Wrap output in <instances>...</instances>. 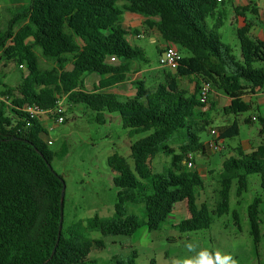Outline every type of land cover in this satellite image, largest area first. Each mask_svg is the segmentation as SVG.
Returning a JSON list of instances; mask_svg holds the SVG:
<instances>
[{
    "label": "trees",
    "instance_id": "obj_1",
    "mask_svg": "<svg viewBox=\"0 0 264 264\" xmlns=\"http://www.w3.org/2000/svg\"><path fill=\"white\" fill-rule=\"evenodd\" d=\"M220 1L29 0L12 17L0 36V49L10 42L5 59L25 67L28 74L16 89L3 91L9 106L0 101V264H94L88 259L90 252L105 248L101 239L86 240L72 231L63 232L60 194L64 182L51 168L52 153L42 138L43 124L22 112L25 106L52 111L63 97L94 112L98 124H105V115L116 112L129 137L141 136L129 146L132 166L116 153L108 158V167L115 173L112 183L118 189L116 203L112 216L91 220L94 228L102 234L123 236L141 226L160 231L168 225L175 205L184 202L188 218L168 226L180 233L206 230L214 218L228 213L233 182L240 197L247 188V177L259 174L261 195L247 208L250 235L254 245L259 244L264 118L258 120L260 142L255 149L245 153L238 148L224 157L214 208L197 204L204 180L186 164L189 155L193 163L195 156L205 155L199 133L212 130L199 99L202 85L210 89L209 108L213 106L211 93H221L230 100L222 112L233 117L249 110L244 95L264 92V42L251 40L249 25L237 29V58L221 40L225 16L218 10ZM126 12L143 17L147 28H154L163 41L188 55L180 57L175 73L162 68L161 81L152 86L133 81L134 95L122 98L109 90L126 81L134 63H147L143 50L127 40L138 31L122 27ZM215 17L216 23L210 26L208 18ZM29 39L53 62L51 70L41 68L39 57L26 45ZM92 74L98 83L89 92L84 81ZM190 77L195 78L192 92L179 85L180 79ZM215 130L218 142L239 134L236 120ZM173 138L180 140L178 151L168 144ZM158 155L168 157L169 162L161 172H154L152 160ZM139 206L144 218L129 212L130 207ZM135 258L132 252L126 262L117 264H135ZM149 264H155L154 260Z\"/></svg>",
    "mask_w": 264,
    "mask_h": 264
},
{
    "label": "rangeland",
    "instance_id": "obj_2",
    "mask_svg": "<svg viewBox=\"0 0 264 264\" xmlns=\"http://www.w3.org/2000/svg\"><path fill=\"white\" fill-rule=\"evenodd\" d=\"M28 3L29 0H0V36L7 31L12 17ZM258 3L264 6V0H259ZM222 8H228L226 1L219 4L218 10ZM216 17L208 18L207 22L210 26L216 23ZM219 33L222 42L228 44L233 49V54L239 58V44L233 28L226 22ZM131 37L127 40L132 46L143 50L147 61V63H134L132 76H135L138 68L149 69L150 72L139 77L145 80L147 86H152L162 75V68L158 63L159 44L151 43L146 36L139 39L135 38L136 35ZM26 45L35 51L43 70L53 68V62L41 55L31 39L27 40ZM9 46L10 42H7L0 49V101L7 106L10 100L2 96L3 91L6 87L16 89L28 74L25 67H18L5 59ZM178 54L180 57L188 55L184 50H179ZM219 100L223 102L224 98L221 96ZM58 105L62 109L61 116L64 120L62 124L55 122L56 116L53 114H43L37 119L44 123L45 134L42 138L47 149L52 153L51 168L64 182L63 232L68 235L72 231L86 240L101 239L105 244L104 249H93L90 252L88 257L90 261L94 264H117L118 261L126 262L130 254L135 252V264H149L151 260H154L155 264H175L180 258L194 255L184 248V243L191 241L198 245V250L219 249L231 254L238 260V264H264V202L258 208L263 224L260 225V241L257 246L254 245L250 235L247 218L248 206L254 198L261 195L259 174H251L247 177V188L240 197L236 196V183L233 182L229 192L228 213L220 218H214L210 228L206 230L180 233L168 226L188 218L184 202L177 203L168 225L160 231H148L145 226H141L132 235L123 236L102 234L99 229L94 228L91 220L94 217L104 219L112 216L116 203L118 189L112 183L115 173L108 167V158L116 153L123 156L132 166L129 146L141 136L129 137L128 130L122 128L119 114L116 112L106 114L105 124L102 125L96 122L95 113L85 106L69 103L65 97L59 100ZM202 111L211 120V127L221 123L223 118L221 111L213 113L208 110V106ZM241 115L245 118L251 115V111ZM237 123L239 126L237 137L220 143L222 147L219 151L213 152L207 149L204 156L194 157L193 164L204 177V187L197 193V204L206 203L209 209L214 208L218 199V175L221 171V163L230 148L244 140L251 142L258 140L257 122L245 125L238 118ZM199 138L204 143L211 140L208 128L199 133ZM47 141L51 142L50 145ZM168 144L178 151L180 140L173 138ZM168 162V157L158 155L152 160L153 171L161 172L162 167ZM129 212L144 218L142 206L130 207Z\"/></svg>",
    "mask_w": 264,
    "mask_h": 264
},
{
    "label": "crops",
    "instance_id": "obj_3",
    "mask_svg": "<svg viewBox=\"0 0 264 264\" xmlns=\"http://www.w3.org/2000/svg\"><path fill=\"white\" fill-rule=\"evenodd\" d=\"M226 1L228 8H222L220 10V13L225 16V22L224 24H228L231 28H233L234 32H236L237 29L243 28L245 25H249V37L251 40L256 41H263L264 42V6H260L258 3L259 0H221V3H224ZM254 7L256 8V13L253 12ZM145 19L139 15L131 14V13H124L122 17V27L124 29H131V30H137L139 33L136 35L135 38H142L146 36L151 43H157L159 44L158 49V55L160 52H162L163 48L169 45V43H166L163 41L158 34V32L154 28H147L144 25ZM224 26V25H223ZM135 36V35H134ZM131 37V36H129ZM133 37V36H132ZM131 37V38H132ZM71 66L67 67V70H70ZM150 72L149 69L146 68H138L135 76L133 77V71L127 75L126 81L118 86L113 87L109 90V92L119 95L120 97H131L134 95V87L132 86L133 81L137 80H145L142 77L144 73ZM154 77V76H153ZM161 79V77H159ZM159 79V81H160ZM195 78H182L179 80V85L183 89H187L189 92H192L195 86ZM98 83V77L96 75H88L85 77V89L86 91H93L94 87ZM146 83V82H145ZM224 98L223 102H220V97ZM211 98L213 102V106L209 108L208 104V110L213 113H218L221 111V115L223 116L220 124H215V128L211 127V129H216L217 127L221 126H228L230 125L234 120L239 121L242 120V123H244V120L249 118L251 120V123H258V120L261 118H264V92H256L254 94H246L243 96V101L249 106V110L246 112L248 113L251 111V115L243 118V115H239L237 117L233 116H227L223 114V108L229 105V98L221 93H211ZM245 114V113H244ZM254 119V120H253ZM216 121V120H215ZM219 121V120H217ZM40 122V120H39ZM41 124L43 122H40ZM217 125V126H216ZM247 125V124H245ZM44 126V123H43ZM259 131V128H258ZM211 140L213 137H211ZM223 141H220L219 143H222ZM260 142V138L258 137V140L255 142H251L250 140H244L240 142L237 146H234L230 148V151L228 152V155H233L236 149H240L245 153H248L255 149ZM207 142L205 143V145ZM206 147V146H205ZM222 147V146H221ZM228 148V147H227ZM207 150V148H206ZM196 167V165H194ZM197 170V167L196 169ZM200 177L204 180L203 175L201 174L200 170H197ZM183 204V203H181ZM177 205V204H176ZM175 205V206H176ZM175 208V207H174ZM174 211V210H173Z\"/></svg>",
    "mask_w": 264,
    "mask_h": 264
},
{
    "label": "built area",
    "instance_id": "obj_4",
    "mask_svg": "<svg viewBox=\"0 0 264 264\" xmlns=\"http://www.w3.org/2000/svg\"><path fill=\"white\" fill-rule=\"evenodd\" d=\"M179 59L180 56L178 54L177 48L174 45L169 44L163 48L161 54L159 55L158 63L161 68L175 69ZM111 60L114 61V59ZM209 91L210 89L208 85L204 84L201 86L199 99L200 102L204 105L203 110H206V107L208 106L207 102H208ZM22 112L25 115H27L30 119L37 118L38 116L43 114H53L56 116L55 122L57 124H62L64 121L63 117L61 116L62 109L59 105H57L56 108L53 109L52 111H43L37 106H25L23 107ZM210 135L211 137H213V139L207 142V144L205 145L206 148L213 152L219 151L221 149V146L219 145L220 143L217 141L218 138L217 131L215 129H212L210 131ZM50 143H51L50 141H47L48 145H50ZM188 159H189L188 162H186L187 167L189 169H193L194 164L192 162L191 155L188 156Z\"/></svg>",
    "mask_w": 264,
    "mask_h": 264
},
{
    "label": "clouds",
    "instance_id": "obj_5",
    "mask_svg": "<svg viewBox=\"0 0 264 264\" xmlns=\"http://www.w3.org/2000/svg\"><path fill=\"white\" fill-rule=\"evenodd\" d=\"M184 248L194 255L180 258L175 261V264H238V260L231 254L224 253L219 249L215 251L206 248L198 250V245L191 241H186Z\"/></svg>",
    "mask_w": 264,
    "mask_h": 264
},
{
    "label": "water",
    "instance_id": "obj_6",
    "mask_svg": "<svg viewBox=\"0 0 264 264\" xmlns=\"http://www.w3.org/2000/svg\"><path fill=\"white\" fill-rule=\"evenodd\" d=\"M174 73L176 72V69H171ZM63 199H64V189L61 191L60 194V205L63 204ZM60 230H61V222L59 224V234H60ZM59 234H58V238H59ZM54 252V251H53Z\"/></svg>",
    "mask_w": 264,
    "mask_h": 264
}]
</instances>
